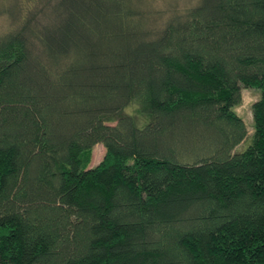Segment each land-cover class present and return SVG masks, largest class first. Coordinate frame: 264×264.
<instances>
[{
	"label": "trees",
	"instance_id": "16d2710c",
	"mask_svg": "<svg viewBox=\"0 0 264 264\" xmlns=\"http://www.w3.org/2000/svg\"><path fill=\"white\" fill-rule=\"evenodd\" d=\"M141 2L11 12L0 264H264V0L176 3L156 29Z\"/></svg>",
	"mask_w": 264,
	"mask_h": 264
},
{
	"label": "rangeland",
	"instance_id": "374dc122",
	"mask_svg": "<svg viewBox=\"0 0 264 264\" xmlns=\"http://www.w3.org/2000/svg\"><path fill=\"white\" fill-rule=\"evenodd\" d=\"M56 1L57 0H50L49 3H47V0H0V35L4 34L10 29L12 30L15 28L16 23L12 18V15L17 13L16 10H19L20 8L23 9V11L26 9H31L35 13L39 12L41 15L40 16L38 14L39 18L45 20V15L42 13V10L53 7V5L56 4ZM195 2H197V0H142L141 7L152 14L151 19L149 20L150 28L156 29L162 26V24L165 22L169 10L173 5L177 3L180 7H186L194 4ZM46 4H48V6L45 7ZM11 12L14 14L11 15ZM49 13L51 14V12ZM45 14H48V12H45ZM260 98V90L253 88H243L241 91V102L233 107V111L244 120L248 129V135L246 139L236 148L235 153L244 152L253 142L254 119L252 109L253 104L260 100ZM129 111L130 109L126 110V112ZM104 155V146L101 144L97 145L94 148L91 166H98L103 160Z\"/></svg>",
	"mask_w": 264,
	"mask_h": 264
}]
</instances>
